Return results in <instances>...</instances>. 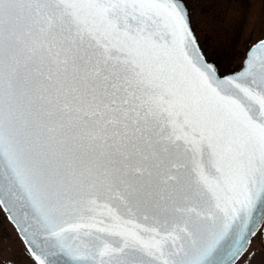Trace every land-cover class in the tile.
<instances>
[{"label":"snow or ice","instance_id":"1","mask_svg":"<svg viewBox=\"0 0 264 264\" xmlns=\"http://www.w3.org/2000/svg\"><path fill=\"white\" fill-rule=\"evenodd\" d=\"M186 0H0V205L37 264H235L264 226V40L226 74Z\"/></svg>","mask_w":264,"mask_h":264},{"label":"rangeland","instance_id":"2","mask_svg":"<svg viewBox=\"0 0 264 264\" xmlns=\"http://www.w3.org/2000/svg\"><path fill=\"white\" fill-rule=\"evenodd\" d=\"M198 1L203 7L200 13L193 12L196 24L202 30L206 27L214 42L230 51L231 65L240 66L249 43L264 35V0ZM4 223L6 227L0 230V235L7 237L0 240V264H11L12 259L28 264L30 259L22 252V240L7 221ZM235 264H264V226Z\"/></svg>","mask_w":264,"mask_h":264},{"label":"flooded vegetation","instance_id":"3","mask_svg":"<svg viewBox=\"0 0 264 264\" xmlns=\"http://www.w3.org/2000/svg\"><path fill=\"white\" fill-rule=\"evenodd\" d=\"M186 2L188 3L189 8L192 12V20H193V24L195 26L197 35L199 37V40H200L201 44L203 45V47L205 48V51L207 52V54L211 58H213L214 60L219 62V64L222 67H224L226 70H230V69L235 68V65H233V64L231 65V62H230V60L232 59L230 57V51L220 47L219 44L214 42L211 33L209 32V30L206 27H203V30H202V27H199V25L196 24V22L194 20L193 12L195 10V11L200 13L202 10V7H203L202 4L198 0H186ZM4 221H7L10 224L11 228H13L15 230L13 224L10 222L7 215L5 214V212L3 211V209L0 206V228H1L0 230H2V231H4V228L6 227V226L3 227ZM15 232H16V230H15ZM16 235H18V234H16ZM4 237L6 238L7 236H5L3 234L0 235V240H3ZM18 237H19V235H18ZM23 246H24V244H23ZM22 252L25 253L29 257L30 262H28V264H35V261L30 256V254H29V252L25 246H24ZM27 252H28V254H27ZM10 263L11 264H21V263H19V261H16L14 259L10 260ZM22 263L26 264L24 261Z\"/></svg>","mask_w":264,"mask_h":264},{"label":"water","instance_id":"4","mask_svg":"<svg viewBox=\"0 0 264 264\" xmlns=\"http://www.w3.org/2000/svg\"><path fill=\"white\" fill-rule=\"evenodd\" d=\"M188 7V6H187ZM192 27H193V25H191ZM193 29H194V27H193ZM194 35H196L195 34V30H194ZM262 40H264V38L263 39H261V40H259V41H257L255 44H253L251 47H253V46H255L258 42H260V41H262ZM197 42H198V44L201 46V44L199 43V41H198V38H197ZM250 47V48H251ZM201 48H202V46H201ZM202 50L204 51V49L202 48ZM250 50V49H249ZM249 50H248V52H249ZM205 52V51H204ZM248 52H247V54H248ZM207 58L208 59H210L214 64H217L218 65V63L217 62H215L214 60H212L211 58H209L208 56H207ZM245 60V59H244ZM243 64H244V61H243ZM243 66V65H242ZM242 68V67H241ZM241 68H239V69H236V70H233V71H229V72H226V74H230V73H232V72H237V71H239ZM2 207L4 208L5 206L4 205H2ZM6 212V211H5ZM7 213V215H8V217L10 218V216H9V213L8 212H6ZM11 220V219H10ZM12 221V220H11ZM15 225V224H14ZM16 226V225H15ZM16 228H17V226H16ZM17 230H18V232H19V234H20V236L22 237V239L24 240V237H23V235L20 233V231H19V229L17 228ZM252 239V238H251ZM25 242V241H24ZM26 244V243H25ZM27 246V245H26ZM28 247V246H27ZM248 248V247H247ZM245 252V251H244ZM243 252V253H244ZM242 253V254H243ZM241 254V255H242ZM241 255H239V257L241 256ZM238 257V258H239ZM238 258L235 260V262L238 260Z\"/></svg>","mask_w":264,"mask_h":264}]
</instances>
